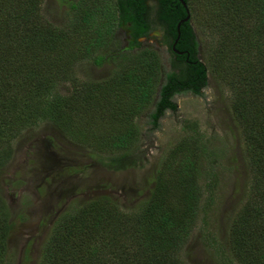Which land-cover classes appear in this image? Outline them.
<instances>
[{
	"label": "trees",
	"instance_id": "obj_1",
	"mask_svg": "<svg viewBox=\"0 0 264 264\" xmlns=\"http://www.w3.org/2000/svg\"><path fill=\"white\" fill-rule=\"evenodd\" d=\"M147 1L74 0L67 23L55 26L41 12L44 0H0V170L11 159L14 139L44 122L95 153L110 171L143 167L137 119L152 107L149 123L157 130L165 113L176 111L175 95H200L207 86L193 21L207 23V59L226 64L212 73L229 76L223 81L249 171L245 201L229 228L230 254L235 264H264V0H184L190 17L174 46L182 55L172 46L185 8L177 0ZM122 26L133 43L160 27L174 71L166 73L152 49L122 50ZM225 49L238 55L227 56ZM82 61L112 69L105 79L82 82L75 71ZM61 85L70 92L60 93ZM184 130L159 158L145 201L122 209L101 195L70 206L52 225L37 264H186L182 251L211 203L214 184L202 183L213 151L194 124L186 122ZM9 215L0 195V264H14Z\"/></svg>",
	"mask_w": 264,
	"mask_h": 264
},
{
	"label": "rangeland",
	"instance_id": "obj_2",
	"mask_svg": "<svg viewBox=\"0 0 264 264\" xmlns=\"http://www.w3.org/2000/svg\"><path fill=\"white\" fill-rule=\"evenodd\" d=\"M72 1L44 0L41 12L55 26H63L68 21V4ZM148 5H153V1L149 0ZM153 27L148 36L133 43L128 38L129 27L122 26L118 30L119 45L122 50L136 51L141 47L154 50L164 71L172 72V56L162 31ZM193 27L197 56L208 68L207 86L200 95L191 92L175 95L176 111H167L157 130H151L149 123L152 107L137 119L145 155L143 167L110 171L95 153L71 142L47 122L23 130L14 139L11 159L0 170V195L6 200L13 223L8 250L14 264L38 263L52 225L72 205L78 207L105 195L122 209L137 208L153 188V171L159 158L186 135V122L194 124L208 150L213 151L203 164L206 175L202 183L214 186L211 203L199 214L190 232L182 251L183 259L186 264H225L223 260L235 264L230 254L229 228L245 201L249 171L241 130L230 108L231 93L223 81L229 76L212 73V67L223 70L226 64L210 61L209 55L207 59L212 28L207 23L201 27L195 21ZM232 53L225 49V55ZM111 69L110 63L95 66L82 61L75 71L80 81L88 82L107 78ZM58 91L67 94L70 86L61 85ZM202 189V200H208V192Z\"/></svg>",
	"mask_w": 264,
	"mask_h": 264
},
{
	"label": "water",
	"instance_id": "obj_3",
	"mask_svg": "<svg viewBox=\"0 0 264 264\" xmlns=\"http://www.w3.org/2000/svg\"><path fill=\"white\" fill-rule=\"evenodd\" d=\"M177 1H179V2L181 3V5L185 8V10H186V12H187V16H186V18L182 19V20L178 23V25H177V33H178V37H177V39L175 40V42H174V44H173V46H172V52H173L174 54H177V55H182L183 52H179V51H177V50L175 49L174 46H175V44H176V42H177V40H178V38H179V36H180V31H179V30H180V26H181V24L187 22V21L189 20L190 15H189V13H188L187 6H186V3L184 2V0H177Z\"/></svg>",
	"mask_w": 264,
	"mask_h": 264
},
{
	"label": "flooded vegetation",
	"instance_id": "obj_4",
	"mask_svg": "<svg viewBox=\"0 0 264 264\" xmlns=\"http://www.w3.org/2000/svg\"><path fill=\"white\" fill-rule=\"evenodd\" d=\"M148 2V1H147ZM128 38L131 39L130 41H133V37L131 35V31L130 29H128Z\"/></svg>",
	"mask_w": 264,
	"mask_h": 264
}]
</instances>
